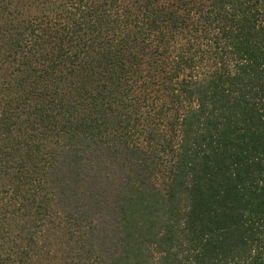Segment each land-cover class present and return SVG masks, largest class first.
I'll return each instance as SVG.
<instances>
[{
  "label": "trees",
  "instance_id": "16d2710c",
  "mask_svg": "<svg viewBox=\"0 0 264 264\" xmlns=\"http://www.w3.org/2000/svg\"><path fill=\"white\" fill-rule=\"evenodd\" d=\"M0 264H264V0H0Z\"/></svg>",
  "mask_w": 264,
  "mask_h": 264
},
{
  "label": "rangeland",
  "instance_id": "374dc122",
  "mask_svg": "<svg viewBox=\"0 0 264 264\" xmlns=\"http://www.w3.org/2000/svg\"><path fill=\"white\" fill-rule=\"evenodd\" d=\"M97 182H98V184H96V185H99L98 187H100V188H98V189H100L99 192L107 195V193L109 191V187H107V183L109 182V180L106 179V176L100 175L97 179Z\"/></svg>",
  "mask_w": 264,
  "mask_h": 264
}]
</instances>
